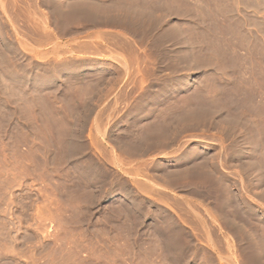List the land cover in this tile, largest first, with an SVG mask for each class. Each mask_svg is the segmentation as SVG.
<instances>
[{"label":"rangeland","instance_id":"1","mask_svg":"<svg viewBox=\"0 0 264 264\" xmlns=\"http://www.w3.org/2000/svg\"><path fill=\"white\" fill-rule=\"evenodd\" d=\"M0 264H264V0H0Z\"/></svg>","mask_w":264,"mask_h":264},{"label":"bare ground","instance_id":"2","mask_svg":"<svg viewBox=\"0 0 264 264\" xmlns=\"http://www.w3.org/2000/svg\"><path fill=\"white\" fill-rule=\"evenodd\" d=\"M253 126V125H252ZM211 215V214H210Z\"/></svg>","mask_w":264,"mask_h":264}]
</instances>
